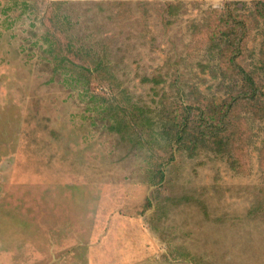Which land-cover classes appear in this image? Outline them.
I'll return each instance as SVG.
<instances>
[{"label":"rangeland","instance_id":"rangeland-1","mask_svg":"<svg viewBox=\"0 0 264 264\" xmlns=\"http://www.w3.org/2000/svg\"><path fill=\"white\" fill-rule=\"evenodd\" d=\"M234 58L264 91V0H0V264H264V118L193 157L148 131L227 118Z\"/></svg>","mask_w":264,"mask_h":264},{"label":"trees","instance_id":"trees-1","mask_svg":"<svg viewBox=\"0 0 264 264\" xmlns=\"http://www.w3.org/2000/svg\"><path fill=\"white\" fill-rule=\"evenodd\" d=\"M241 42L242 41L240 40V45ZM241 52L242 50L238 48V54L236 57H239ZM60 62L63 63L62 60ZM234 62L236 64V58H234ZM96 65L97 67L104 66L102 63H96ZM236 67L238 70H236L237 74L235 79H237V83L240 79L241 85L239 91L235 96L233 95L234 97H232L231 103L227 106L228 112L224 113V116L227 118H220L219 123L217 122V115L220 113V110H216L218 113L207 114L206 110L201 108V106L194 109V106L188 105L182 109L183 111L174 110L172 112L171 110H162L160 113L161 118L158 122L154 123L152 118L148 119V131L152 135H155L158 133L157 130L161 131V128L162 130L165 129L163 134L167 136V145L172 146L173 144H176L179 149L183 150V152H188L192 157L200 154L202 151L211 150L212 148H216L217 151L224 149L229 145V141H225L224 139L227 137L230 127H233L232 121L226 123L225 121H227L229 115L234 111L236 106L243 107V105H246L251 111L253 110L252 112L256 115L258 113V116L264 118L263 87L259 85L254 72H249L243 69L239 64H236ZM85 69L88 71L91 70L89 67H85ZM93 72L99 73L97 69H94ZM76 75V70H70L69 73H67L66 82L68 84L76 82ZM85 79H87V76L83 77V81H85ZM103 80H105V78ZM81 81L78 80L77 83L79 84ZM91 99L94 100V102H97L99 98L96 95H92ZM109 102L111 101H108V98L104 97L103 103L96 106L95 112L105 116L103 121H106L111 125L110 131L129 134L132 130L130 126L129 128H126V125H128L127 116L129 117L131 115L130 113H132V110L135 111L136 115L137 113H140V115L138 114L135 118L142 122L143 114L137 107L134 106L131 110L128 106H121V108L115 107L114 105L109 104ZM160 124H162L161 127H159ZM224 132L225 136L223 138L222 134ZM160 174L159 182L163 183L165 180V171L160 169Z\"/></svg>","mask_w":264,"mask_h":264}]
</instances>
